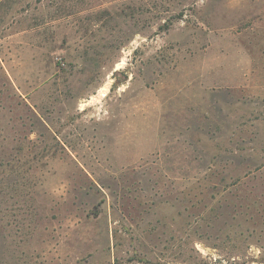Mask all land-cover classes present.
Instances as JSON below:
<instances>
[{
  "label": "rangeland",
  "instance_id": "obj_1",
  "mask_svg": "<svg viewBox=\"0 0 264 264\" xmlns=\"http://www.w3.org/2000/svg\"><path fill=\"white\" fill-rule=\"evenodd\" d=\"M0 264H264V0H0Z\"/></svg>",
  "mask_w": 264,
  "mask_h": 264
}]
</instances>
